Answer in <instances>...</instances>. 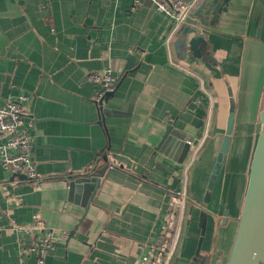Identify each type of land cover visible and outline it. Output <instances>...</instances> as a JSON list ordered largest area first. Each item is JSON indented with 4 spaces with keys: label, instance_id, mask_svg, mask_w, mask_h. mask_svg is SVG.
Listing matches in <instances>:
<instances>
[{
    "label": "crops",
    "instance_id": "obj_1",
    "mask_svg": "<svg viewBox=\"0 0 264 264\" xmlns=\"http://www.w3.org/2000/svg\"><path fill=\"white\" fill-rule=\"evenodd\" d=\"M204 2L211 17L220 0H200L191 18ZM184 27L173 32L150 0H0V108L30 97L38 175L0 165V264H19L38 230L56 237L42 264H191L199 243L204 264H226L264 105V0H228L201 56L177 43ZM106 69L122 76L100 107L87 76ZM231 108L227 159L205 201ZM168 127L194 151H157ZM84 176L99 179L86 210L68 189ZM23 258L38 264L39 253Z\"/></svg>",
    "mask_w": 264,
    "mask_h": 264
},
{
    "label": "water",
    "instance_id": "obj_2",
    "mask_svg": "<svg viewBox=\"0 0 264 264\" xmlns=\"http://www.w3.org/2000/svg\"><path fill=\"white\" fill-rule=\"evenodd\" d=\"M227 2L228 0H220L213 9L211 17L202 14L206 2L199 6L195 12L194 18H188L186 20L185 27L177 43L183 48L188 44V48L193 51L197 57L201 56L202 54L199 53L198 50L199 48H204L207 44L203 32L212 31L211 26L216 22V17L223 12ZM190 35H193V37L188 39ZM131 60L132 59H127V65L124 71H122V75L126 71L131 70ZM122 75L116 79L114 89L118 86ZM113 92L106 95V101L112 96ZM259 123L260 129L252 153L243 204L241 212L236 219L237 229L226 264H264V105L259 113ZM233 126L234 111L233 108H231L216 163L207 185L205 201L209 200L221 167L226 162ZM171 131V127L166 129L157 147V151L165 145L169 147L172 143L175 147H185L188 149V143H185L183 139L171 138ZM17 177L19 179H25L23 176ZM98 181L99 179L97 177L84 176L75 177L68 183V189L75 197L80 198V196H82L84 198L83 206L85 210L88 208L87 201H90L94 196L95 188H97L99 183ZM222 216V224H226L229 220V211L225 209L222 212ZM199 246L200 243L191 264H204L205 262V258L199 254Z\"/></svg>",
    "mask_w": 264,
    "mask_h": 264
},
{
    "label": "built area",
    "instance_id": "obj_3",
    "mask_svg": "<svg viewBox=\"0 0 264 264\" xmlns=\"http://www.w3.org/2000/svg\"><path fill=\"white\" fill-rule=\"evenodd\" d=\"M137 3L139 0H132ZM158 13L163 14L173 25V32L185 26L186 20L191 18L193 10L199 5L200 0H177L166 3L161 0H150ZM177 69L186 71L178 64H171ZM196 79L200 80L198 77ZM87 81L100 87L96 96L98 106H103L106 95L113 92L116 77L111 69H106L101 73H92L87 76ZM30 97L21 95L14 100L8 101L0 108V165L12 176H23L27 181H34L38 178L36 167L31 157L32 139L27 134L30 123L26 120L30 117L29 113ZM188 147L193 149L194 145L188 143ZM192 151V153H193ZM184 195V190L177 192ZM21 237L23 234L30 233L28 228L12 226ZM40 231L38 241L30 248H22L19 264L24 263L23 256L35 249L39 253L38 264L43 263V258L52 252L55 235L51 231ZM20 237V238H21ZM66 238V234L61 236Z\"/></svg>",
    "mask_w": 264,
    "mask_h": 264
}]
</instances>
